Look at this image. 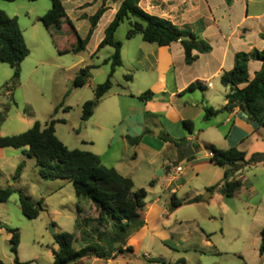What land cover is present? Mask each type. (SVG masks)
I'll use <instances>...</instances> for the list:
<instances>
[{"label": "crops", "instance_id": "1", "mask_svg": "<svg viewBox=\"0 0 264 264\" xmlns=\"http://www.w3.org/2000/svg\"><path fill=\"white\" fill-rule=\"evenodd\" d=\"M69 1L73 4L74 11L76 6H82L80 0ZM121 1L118 0L115 5L107 3L109 10L93 35L94 37L101 32L96 43L98 46L104 39L105 30L113 21ZM62 3L68 22L61 29L49 28L55 29L59 34L72 32L71 26L77 31L75 22L88 21L83 20L82 15L93 16L102 4L97 0L89 8L75 11L77 15L74 19L68 14L64 0ZM140 6L147 13L169 20L180 29L200 37L210 44L212 50L206 54H198V59L192 65H187L181 42L159 47L144 42L141 36H136L123 43L122 66L127 63L128 76L132 80H126V84L119 86L118 90L112 87L88 121L84 122L81 115V122L75 133L77 142L74 143L79 144L76 150L99 156L106 168L116 170L124 178H130L135 190L147 191L140 218L129 222L132 232L124 247L133 248L134 259L113 253L107 260L86 258L75 264H154L153 259L176 263L178 258L172 252L177 251L168 246L172 242H177V245L187 243V252L192 250L201 256L203 250L214 246L210 238L218 229L214 226L217 218L201 209L207 201L213 200L222 208L220 232L224 234L225 221L231 216L237 218L238 230L236 248L222 250L217 256L233 254L243 264H264V254H260L261 232L264 229V163L258 161L264 156V128L251 121L236 106L224 110L225 106L231 105L226 98L230 88L221 84V76L234 68L238 53L264 49V1L222 0L220 4H216L215 0H141ZM90 8H94V14L87 12ZM139 37L141 39H137ZM25 41L27 43L26 38ZM130 52L131 57L126 58V54ZM103 63L95 66V70L104 65ZM261 68V62L249 63L251 80ZM75 69L76 66L72 70ZM92 76L93 71H89L87 84L82 88L89 85ZM76 77V73L71 76V83ZM197 82L207 90L183 94L190 85ZM149 91L155 95L151 101L139 100L140 96ZM207 108L220 112L206 120ZM68 112L69 107L63 109L64 115L68 116ZM56 121L57 124L69 123L66 117ZM184 122L192 123L191 131ZM55 130L59 138L56 126ZM62 135L63 139H67L65 133ZM129 139H138V142L132 143ZM59 140L64 141L61 138ZM171 140H186L187 144L180 148ZM208 145L223 151L237 148L246 153V160L258 155L256 163L244 166L236 174L234 179L240 181L242 187L232 198L224 196L218 188L213 192L208 191L222 183L226 171L225 168L211 163L212 154L206 149ZM8 150L0 149V176L3 175L7 182L3 187L11 186L15 191L24 193L21 188H15V184L23 179V172L14 184L10 180L20 165H26V160L32 159L25 154L27 150ZM179 168L182 170L178 171ZM37 178L42 180L38 170ZM53 182L56 186L49 190L51 195L62 192L68 184V181L61 180ZM193 183V188L182 191L185 186ZM198 183L200 187L197 186ZM203 193H207L205 198H202ZM173 197L182 200L200 197L201 201L182 206L188 208V218L179 219L178 212L181 207L171 210ZM88 206L92 214H85L79 207L80 219L84 215L80 228L83 234L88 231L94 234L99 229L96 240L101 244L106 232L98 225L97 209L92 203H88ZM183 223L192 226L193 235L178 234V228ZM4 231L6 229H0V232ZM57 232L61 233V230ZM112 237L113 234L110 240ZM153 243L163 248H160L158 254L153 253ZM53 261L54 255L49 256L45 264H52Z\"/></svg>", "mask_w": 264, "mask_h": 264}, {"label": "trees", "instance_id": "2", "mask_svg": "<svg viewBox=\"0 0 264 264\" xmlns=\"http://www.w3.org/2000/svg\"><path fill=\"white\" fill-rule=\"evenodd\" d=\"M15 2L17 0H0V2ZM35 2L38 0H27ZM52 8L49 12L38 19L47 29L56 27L61 29L62 25L68 22L62 0H50ZM101 6L93 16L82 15L83 20H88L90 29L85 39H82L75 28L72 33L76 37V44L70 51H62L61 55L67 53L80 54L84 52L92 39L98 24L104 14L109 10L108 2H118V0H100ZM141 0H122L113 21L105 30V37L98 46L96 52L110 47L115 53L106 61L104 65L111 64V72L104 84L98 85L94 90V99L85 102L82 106V120L88 121L94 114L95 109L101 100L110 92L113 87L112 79L116 70L122 66L121 51L123 44L116 40V34L125 22L129 23L126 40H131L136 36H141L143 41L159 47H167L176 42H181L185 50V60L187 65H192L197 59L198 54H206L212 50L209 43L188 30L180 29L171 21L151 15L144 11L140 6ZM92 5L85 4L83 9ZM183 36H188L191 41H181ZM264 39V35H263ZM197 53V54H195ZM30 55L23 32L17 18L9 17L4 11L0 10V63L9 65L14 74L10 82L6 85L8 93L13 92L19 86L21 78V64ZM257 61L262 63V68L251 80L249 75V63ZM89 69L83 75L77 76L72 82L73 88H82L87 84ZM131 81V76L125 77ZM221 84L230 88V93L226 96L231 105L224 107L230 110L234 106L248 115L249 119L257 122L264 128V49L262 51L253 50L250 53H238L235 57V66L231 71L225 72L221 76ZM195 90L206 91L201 83L197 82L190 85L184 92ZM152 92H147L139 97L143 102L151 101L154 98ZM220 111L213 108L205 110V119L210 120ZM63 122V121H62ZM58 121L53 117L45 126L39 122L29 131L18 136L0 138V148L24 149L28 158L34 159L38 168L39 177L44 181H69L73 183L76 197L90 200L99 213L98 225L103 227L107 218L114 222L116 231L111 239V250H106L101 245L98 247L87 246L80 250L74 249L76 238L74 235L61 232L53 235L58 249L53 252L54 261L52 264H75L86 258L110 259L113 253L116 256L130 254L134 257L133 248L126 246L128 237L132 232L129 222L140 218V214L145 207L147 191L145 189L135 190L134 183L130 178H124L116 170L106 168L99 156L81 150L69 149L56 136L55 126ZM64 123V122H63ZM191 131L192 123L184 122ZM132 143H137L138 139H129ZM177 147H184L187 142L171 140ZM212 154L211 163L226 169L224 179L220 185L211 187L209 192L220 189V192L232 198L241 189L242 183L235 180L238 174L246 165L257 162L258 155L246 160V153L237 148L227 151L219 150L212 145L206 146ZM24 170L20 165L14 175L17 182ZM152 184V183H151ZM16 191L13 187L0 186V204H6ZM200 197L194 199L172 198L171 210H176L184 205L199 203ZM19 204L23 216L29 220H36L40 215L47 211L43 200L33 201L31 197L23 192L19 193ZM10 239V250L14 256V264H24L19 260V247L21 234L18 229L7 228ZM104 237V236H103ZM102 237V238H103ZM120 243L121 247L115 249L113 245ZM260 254H264V229L261 232ZM154 264H185L184 260L176 263L167 262L162 259H153ZM0 264L4 262L0 259Z\"/></svg>", "mask_w": 264, "mask_h": 264}, {"label": "rangeland", "instance_id": "3", "mask_svg": "<svg viewBox=\"0 0 264 264\" xmlns=\"http://www.w3.org/2000/svg\"><path fill=\"white\" fill-rule=\"evenodd\" d=\"M64 1L68 14L75 19L77 15L75 11L82 10V6L85 4L94 5L97 0H80L79 3L82 6H76L75 11L69 0ZM221 1L215 0V3L220 4ZM115 3L110 1L108 4L115 5ZM51 8L52 3L50 0L0 2V10L4 11L9 17L18 19L24 38L27 40L26 44L30 49V55L21 64L19 86L13 94L7 92L6 85L12 79L14 70L9 65L0 63V133L2 135L0 138L23 134L32 129L37 122L45 126L52 117L54 120L66 117L69 123L57 124L56 129L59 138L64 140L62 142L69 149L76 150L79 144L74 143L77 142L75 133L77 132L76 127L81 122L82 105L94 99L95 88L104 84L111 72V65H101L98 70H95V66L110 58L115 50L107 47L95 55L98 49L96 43L101 36V32H99L90 40L84 52L78 55L73 53L61 55L60 52L71 50L75 46L76 39L72 32L59 34L55 29L49 30L38 22V19L45 16ZM87 12L89 14L95 13L94 8L87 9ZM75 25L78 34L85 39L90 29L89 21H76ZM128 30L129 23L125 22L117 32L116 40L125 44ZM124 52L126 51L124 50ZM129 57H131V52L128 55L126 54V58ZM74 66H76V69L72 70ZM87 69L90 72L93 71V76L89 79V85L86 88H73L71 76L75 73L80 76ZM128 74L127 63L116 70L112 79L114 90H118L126 84L125 76H128ZM66 107H69L68 116L63 113V109ZM73 128H75V131ZM62 133L66 134L67 139H63ZM6 149H9L8 151L13 150L12 148ZM19 150H27V148ZM34 161L33 159L32 161L27 159L26 165L23 164L24 177L15 184V188H21L24 193L34 200H43L47 211L42 213L36 220L27 219L23 216L19 205L18 191L6 204H0L1 228L18 229L20 231V262L24 264H45V260L49 256H53V252L58 247L51 233L52 227H55L56 232L61 230V232L74 235L76 238L73 246L75 250L100 245L106 250H111L110 236L116 231L114 222L107 218V223L102 227V231H105L106 235L101 239V244L96 240L99 229L94 234L90 231L83 234L80 224L84 221V215L80 219L79 207L82 208L85 214H92L88 206V203L92 202L88 199L77 198L73 183L69 181L66 182L68 184L62 192L51 195L49 190L56 185L53 181L43 182L37 178L38 168ZM14 182L16 181L12 177L10 183L14 184ZM194 184L185 186L182 191L193 188ZM198 184L197 186L200 187V183ZM5 185H7V182L1 175L0 186ZM46 192H48L47 195H45ZM206 195L207 193H203L202 198H205ZM186 209L188 208L181 207L179 209V219L188 218ZM201 209L204 212L208 211L209 214L217 218L214 226L218 229L216 234L211 235L210 238L214 246L203 250V255L200 254L201 256H199L192 250L186 251L187 243L182 242L180 245H177V242L169 243L168 246L178 252H172L178 258L176 262L184 260L185 264H243L233 254L217 256V253L220 254L222 250H234L236 248L235 240L238 237L237 218L235 216L227 217L223 228L224 234H222L220 232L222 225V208L220 204L216 200L207 201ZM178 234L193 235V228L189 224L183 223L178 228ZM9 239L10 236L6 231L0 232V259L4 264H14ZM118 244L115 243L113 247L115 248ZM152 247L155 250L153 251L154 254H158L157 252L163 249L158 244H154ZM118 248L120 246L116 249ZM124 257L134 259L130 254H126Z\"/></svg>", "mask_w": 264, "mask_h": 264}, {"label": "water", "instance_id": "4", "mask_svg": "<svg viewBox=\"0 0 264 264\" xmlns=\"http://www.w3.org/2000/svg\"><path fill=\"white\" fill-rule=\"evenodd\" d=\"M181 41H188V42H190V41H191V38L188 37V36H183V37L181 38ZM81 75H83V72L81 73ZM258 161L264 163V156L260 157V158L258 159ZM0 226H1V223H0ZM51 233H52V235H55V234H56V229H55V227H52ZM120 245H121V244L119 243L117 246H115V249H116L118 246H120Z\"/></svg>", "mask_w": 264, "mask_h": 264}, {"label": "built area", "instance_id": "5", "mask_svg": "<svg viewBox=\"0 0 264 264\" xmlns=\"http://www.w3.org/2000/svg\"><path fill=\"white\" fill-rule=\"evenodd\" d=\"M181 170H182L181 168L178 169V171H181ZM0 229H1V227H0Z\"/></svg>", "mask_w": 264, "mask_h": 264}]
</instances>
